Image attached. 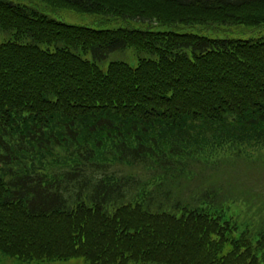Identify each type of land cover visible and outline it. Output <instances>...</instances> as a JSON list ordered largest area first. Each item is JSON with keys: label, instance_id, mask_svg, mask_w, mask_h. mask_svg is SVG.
I'll use <instances>...</instances> for the list:
<instances>
[{"label": "trees", "instance_id": "obj_1", "mask_svg": "<svg viewBox=\"0 0 264 264\" xmlns=\"http://www.w3.org/2000/svg\"><path fill=\"white\" fill-rule=\"evenodd\" d=\"M37 1L145 27L69 25L0 0V256L264 264L261 201L212 177L179 195L191 166L264 156V36L178 31L248 26L239 11L264 0ZM119 165L153 174L128 198L135 176Z\"/></svg>", "mask_w": 264, "mask_h": 264}, {"label": "rangeland", "instance_id": "obj_2", "mask_svg": "<svg viewBox=\"0 0 264 264\" xmlns=\"http://www.w3.org/2000/svg\"><path fill=\"white\" fill-rule=\"evenodd\" d=\"M15 4H22L36 8L41 13L47 15L50 18L61 21L63 23L75 26L89 27L97 30L115 29L121 27H132V28H144L145 24L124 18H112L102 17L99 15H88L78 14L72 10L66 9H54L46 4L38 2L37 0H8ZM240 18L248 23V26L237 25V26H201L197 25L192 28L181 27L178 31H190L201 36H206L212 39H227L233 38L238 40H254L264 36V23L252 26L250 19L261 18L264 20V8H253V9H242L239 11ZM167 28H165L166 30ZM176 29V28H172ZM9 33L0 31V42H3L9 38ZM130 64L135 66V61L130 60ZM106 65H103L105 70ZM252 157V156H251ZM254 157L259 160H245L240 157H233L231 160H221L216 162H206L207 165L191 166L194 170L193 180L184 183L185 180H180L181 192L179 195H187L194 189L198 188L199 180L210 178L216 182V185H221L224 190H232L233 194L241 193L245 198L253 197L251 204L255 205L256 202H262L264 204V156L260 154H254ZM144 165H136L132 168L125 166H116L112 169H116V175L122 176L127 173H132L135 176V182L129 183L126 187L128 191V198L132 197L134 193L138 192V188L145 180H147L153 172L148 168L143 167ZM140 183H136L139 182ZM165 185V184H164ZM209 186L208 182L202 183L200 189ZM164 186L162 187V189ZM178 195V196H179ZM162 201L161 196H157ZM255 209V208H254ZM1 257V256H0ZM0 264H17L15 261L9 258H0ZM22 264V263H19ZM30 264H40L39 262H32ZM49 264H87L82 260H68L64 262H56Z\"/></svg>", "mask_w": 264, "mask_h": 264}]
</instances>
